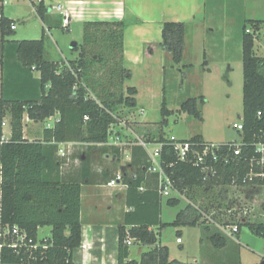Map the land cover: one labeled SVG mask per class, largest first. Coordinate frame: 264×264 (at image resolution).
<instances>
[{
	"label": "trees",
	"instance_id": "trees-1",
	"mask_svg": "<svg viewBox=\"0 0 264 264\" xmlns=\"http://www.w3.org/2000/svg\"><path fill=\"white\" fill-rule=\"evenodd\" d=\"M35 8L44 19L48 12L45 1L39 0ZM12 24L14 22L2 14L0 26L4 37L14 33ZM263 24V19H247L242 27L240 154L234 153V141L222 143L217 153L228 157V161L213 162L214 172L197 166L192 154L187 160H181L164 130L174 113L164 102L158 124L160 130L142 138L147 142L164 143L161 164L176 190L167 203L176 205L185 197L187 205L173 222L163 223L159 216L160 205L158 211L152 208L149 211L148 207L147 211L145 196L148 190L139 191L144 179L139 176L126 178L129 195H136L135 201L128 199L133 207L129 214L139 220L146 211L157 213V222L148 220L135 224L129 231L121 226L119 264H192L170 259L168 246L162 245L158 233L150 229L156 224H160L159 229L167 225H199L202 244L213 253L227 247L232 240L219 227L221 225H238L234 236L239 237L243 226L264 236V220H253L248 206L237 205L235 198L229 197V189L233 186L251 189L253 194L264 188V165L258 162L260 154L256 147L257 143L264 142V56L255 52L257 35ZM124 28V21L85 22L83 41L74 48L79 56L68 63L45 58V34L40 39L8 42L23 67L40 71L38 84L42 93L38 98L25 100L0 97V264H75L73 253L82 243V185L62 179L58 143H106L112 125L123 121V108L134 110L137 106V88L125 87L131 70L125 62ZM186 30L185 22L166 21L163 24L161 46L171 52L177 64L183 58ZM200 103H205L204 96L190 97L183 101L180 110L203 119ZM8 112L12 116V134L10 139L4 140L2 124ZM57 113L59 120L53 127L45 128L42 140L24 138L25 114L35 121H43ZM184 140L193 142L196 149L207 142L201 134ZM148 165L149 157L139 169L148 170ZM154 192L159 196L158 189L151 190ZM15 226L27 233L26 243L16 247L12 246L17 241V235L12 233ZM44 226L52 227L51 235L39 240L38 230ZM6 230L9 233L3 234ZM129 237L153 247L143 252L139 261L128 260L126 240Z\"/></svg>",
	"mask_w": 264,
	"mask_h": 264
},
{
	"label": "crops",
	"instance_id": "crops-1",
	"mask_svg": "<svg viewBox=\"0 0 264 264\" xmlns=\"http://www.w3.org/2000/svg\"><path fill=\"white\" fill-rule=\"evenodd\" d=\"M38 1H0V9H2V11L0 10V21L3 14L16 25V28L13 29L14 33L6 37L3 36L0 26V97L4 95L7 98H21L25 100L38 98L42 93L38 84L40 71L35 68L29 69L23 67L10 43H8L9 41L20 40L13 38L20 18L27 17L28 15L30 18L34 16V19H36L35 16L38 17L40 22L37 25L42 32V36L45 34V43L48 31L53 28L71 31L72 27L77 25L78 30L83 31L84 23L89 21H124V56L126 66L132 71L131 77L125 82V87L133 86L137 88V106L135 107L137 116L139 111L144 115L149 105L161 107L164 102L167 105L165 93H163L165 86L161 82L162 79L159 81V86L160 84L162 85L161 90L158 93H154L152 92L154 87L153 79L149 73L145 72V70L150 72L153 61H159L162 63L160 65L165 76L167 70L165 62L167 58L170 60L172 58L173 60L171 52L163 49L161 46L164 22H185L187 28L190 25H203V17L207 13L209 4V0H44L48 7V12L46 17L42 19L37 14L35 8V3ZM10 4L15 7L16 13H10L7 10L6 6H10ZM57 4H62L64 9L69 12L70 24L68 27H64L63 25L64 16L55 8ZM211 7L213 8V4ZM225 7V12L236 17L240 16V19L243 18L244 22L247 19L264 20V0H226ZM49 8H51V11H49ZM242 27L243 25L241 26V31L238 29L236 33L237 40H239L241 46ZM82 41L76 45L82 43ZM54 43L57 50L64 54L65 51L59 42L55 41ZM76 45H72L73 51H75L74 48ZM261 46L262 49L258 48V50L260 51L261 49L264 51V45L261 44ZM75 52L76 56L73 59L65 57L66 61L63 62L68 63L70 60H75L79 56V51ZM181 64L182 60L178 64L174 62L172 66L173 68H180ZM189 65L186 63L182 64L181 67ZM134 70L137 76L142 75L144 72L147 81L146 84H148L150 91L145 103L141 102V85L143 83H138V81L132 83L135 80ZM59 117L60 115L57 113L45 119L44 121L51 120V124L48 123L40 128L38 127L40 121H35L25 114L24 138L30 141L42 140L45 128L53 127L59 120ZM4 120L6 121L4 136L8 140L12 134V116L10 112L7 113ZM132 121L135 125L129 124L127 120L114 124L111 128L109 140L106 143L94 144L80 141H64L58 143L59 151L57 155L60 162L62 179L65 181H78L82 185V243L73 253L75 264H119V237L121 226H124L126 231H129L135 224L148 220L157 222V213L147 212L148 208L149 211L151 208L154 211H158V206L160 205L161 211L159 216L161 222H163L162 202L164 196H161L159 192V196L155 192L151 193V190L158 188L159 181L157 174L145 168H142V170L139 169L142 163L149 157L150 153L158 147L155 141L150 142L145 147L140 144L139 139H142L145 134H155L158 125L154 123L157 120H142L138 116V119L133 117ZM191 137L183 138V140ZM215 143H224V141ZM119 173L124 175L125 181L116 186H109L108 182ZM138 176L144 179L143 189H139V191L144 192V190H148L145 196L147 200L146 208H148L145 213H142L141 219L139 220L129 214L133 211V207L128 203V199H131L133 202L136 200V195L133 193L129 195L126 179L138 178ZM159 227L160 224H156L152 225L150 229L158 233L159 242L162 244V229H159ZM51 229L52 227L50 226L40 227L38 230V239L42 240L50 237ZM178 231H180V234L177 233L179 237L182 231ZM129 239L132 240V243L127 244L129 246L128 260L139 261L142 253L153 247V245L141 243L134 238L129 237ZM177 243L182 244L183 239L181 242L177 241ZM137 244H139L138 250H134L133 246ZM208 250L210 252L209 258H203L200 263H213L215 253L211 252L212 250L210 251V248Z\"/></svg>",
	"mask_w": 264,
	"mask_h": 264
},
{
	"label": "rangeland",
	"instance_id": "rangeland-1",
	"mask_svg": "<svg viewBox=\"0 0 264 264\" xmlns=\"http://www.w3.org/2000/svg\"><path fill=\"white\" fill-rule=\"evenodd\" d=\"M225 2L226 0H209L207 13L203 17V25H190L189 29L187 28L182 64L187 63L190 64L189 66L181 67V64L180 68H173L172 58L171 60L167 58L165 76L160 65L162 63L159 61L151 63L150 72L145 70L153 79L156 88L155 90L153 87L152 92L158 93L161 90L162 85L159 86V81L162 79L167 106L174 111L169 117L168 126L164 128L168 136L183 139L201 134L205 140L212 142H242L239 129L235 128L234 124L240 123L243 115L242 46L237 40L236 33L238 29L241 31L244 19L225 12ZM212 4L213 8L211 7ZM6 8L10 13H16L12 4L7 5ZM35 18L34 16L30 18L29 15L20 18L13 38L20 40L40 39L42 32L37 25L40 21L38 17L35 16ZM76 26L74 25L71 31L60 28H53L48 31L45 43L46 59L62 63L66 61L65 57L73 59L76 56V52L72 50V44L81 42L83 38V31H79ZM55 41H58L64 49V54L57 50ZM261 44L264 45V25L261 27L255 43L256 54L264 56ZM258 48H261L260 51ZM134 77L135 80L132 83L137 81L143 83L141 85V102L145 103L150 91L148 84H146L144 72L137 76L134 70ZM200 96L205 97V103L199 105L203 119L180 110L183 101L190 97ZM161 107L149 105L144 115L138 110V116L142 120H157L154 124L158 125L162 119ZM123 115V120L135 125L132 118L138 119L136 109L129 110L124 107ZM48 123L51 124V120L40 121L38 127L42 128ZM4 130L5 127L3 126V133ZM159 130L158 125L155 133H158ZM257 193L253 194L251 189L235 186L229 189V197L235 198L237 205L248 206L249 216L253 220H264V188ZM209 198L212 197L209 196ZM168 199L167 196L163 197V223L173 222L177 213L187 205L185 197H182L176 205H169ZM246 209L247 207H245L244 213ZM219 227L224 230V228L229 229L231 225ZM177 230L182 231V244H178L176 241ZM201 236L202 229L199 225H167L162 228L161 242L169 247L171 259H178L184 263H200L203 258L207 259L210 255L208 248L202 244ZM231 238L232 240L227 247L222 250H215L213 263L264 264V236L256 235L247 226H243L239 237L231 236ZM138 245L133 246V249L138 250Z\"/></svg>",
	"mask_w": 264,
	"mask_h": 264
},
{
	"label": "built area",
	"instance_id": "built-area-1",
	"mask_svg": "<svg viewBox=\"0 0 264 264\" xmlns=\"http://www.w3.org/2000/svg\"><path fill=\"white\" fill-rule=\"evenodd\" d=\"M56 9H58L64 16L63 18V25L64 27H68L70 24V16L68 10H65L62 4H57L55 6ZM12 29L16 28L15 24H12L11 26ZM4 127L6 125V121L3 120ZM113 126V125H112ZM234 127L242 130L243 129V124L242 122L240 123H235ZM112 128V127H111ZM170 140L174 144L178 157L181 160H187V158L192 154L195 159V164L198 166H202L203 170L206 172L212 171L214 172V167H213V162H217L220 159L227 162L228 157L226 156H221V154L217 153V150H220L222 147V143H215V142H206L203 143V147L201 149H196L194 146L195 144L191 141L183 140V139H178L175 136H169ZM3 139H5V136L3 134ZM139 142L141 145L147 147L150 142H147L143 138L139 139ZM235 142V141H234ZM158 147L149 155V165H148V170L151 172H155L158 174V192L161 196H172L174 192H176L175 187H174V182L172 178L165 172L162 164H161V150L164 145L163 142H158L157 143ZM240 145L241 143H234V153L236 155L240 154ZM257 151L259 152L260 156L258 159V162L262 165H264V142H259L256 144ZM125 181L124 175L122 173L117 174L113 179H111L108 182L109 186H116L119 183ZM128 185V184H127ZM140 189H143V187H140ZM247 210L245 211V213ZM239 229L238 225H232L229 227V229L224 228L223 232L227 234L228 236H234V233L237 232ZM9 230H6L3 232V234H8ZM12 233L17 235V241H15L12 246L16 247L18 245H23L26 243L27 239V233L26 231H21L17 226H15L12 229ZM2 235V232H0V236ZM178 242H181L182 239L181 237L177 238ZM127 244H131L132 240L127 239L126 240ZM36 247V245H35Z\"/></svg>",
	"mask_w": 264,
	"mask_h": 264
},
{
	"label": "water",
	"instance_id": "water-1",
	"mask_svg": "<svg viewBox=\"0 0 264 264\" xmlns=\"http://www.w3.org/2000/svg\"><path fill=\"white\" fill-rule=\"evenodd\" d=\"M77 44V42H74L72 45L74 46V45H76Z\"/></svg>",
	"mask_w": 264,
	"mask_h": 264
}]
</instances>
